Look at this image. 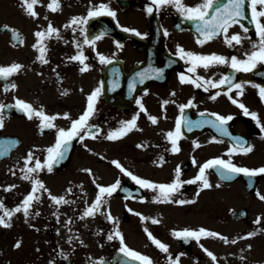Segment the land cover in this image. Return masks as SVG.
Segmentation results:
<instances>
[{"label":"flooded vegetation","instance_id":"obj_1","mask_svg":"<svg viewBox=\"0 0 264 264\" xmlns=\"http://www.w3.org/2000/svg\"><path fill=\"white\" fill-rule=\"evenodd\" d=\"M50 2L37 0L34 10L38 16L32 17L26 13L23 0H0V66L22 65L7 80L0 79V104L14 105L19 98L38 110L43 106L48 115L60 114L53 121L57 128L42 129L37 116L29 118L16 107L3 111L0 137L7 140L8 146L9 140L15 139L18 146L0 163V169L16 160L11 170L21 177L17 205L31 190V182L24 180L20 171L24 157L31 150L43 161L47 148L55 144L57 129L71 127V120L83 113L88 94L97 87L102 90L90 123L98 125L102 131L95 139L90 136L83 140L74 138L65 159L54 165L51 173L46 170L39 173V179L53 195H65L71 187L72 192L65 198L74 203L57 205L45 193L41 202H33L27 219L22 211L16 213L13 232L9 233L7 229L1 232L4 243L0 246L1 250L3 248L0 264H121L128 258L119 251L122 246L119 239L107 238L117 228L124 243L150 257L153 264H171L169 257L174 260L177 256L179 264H264V199L260 198L264 196V174L250 177L239 173L232 179L222 180L214 169H208L206 175L212 187L202 188L199 181L184 183L175 199L192 202L180 205L154 200L156 192L140 188L112 163L119 161L134 174L158 183L176 179L177 166L181 170L179 178L190 181L199 174L201 165L216 157L231 159L242 167L264 166V100L253 86H264V64H258L247 73L235 72L229 65L207 68L199 65L196 72L190 74L187 69L191 64L175 55L181 46L199 54L243 58L245 52L252 50L253 42L259 39L247 5L248 18L242 19L241 23L249 31L245 34L239 24L232 25L229 36L239 33L246 38L241 45L230 47L225 43L223 33L198 44L195 21L186 19L172 6L162 7L159 12L154 9L149 14L146 8L150 0H58L60 8L55 12L47 7ZM101 2L108 4L116 15L89 18L87 25H82L90 37L101 31L105 34L94 47L84 46L90 68L81 71L82 65L68 58L77 54L73 38L82 40V37L63 26L74 16H86L90 7ZM200 2L202 0H183L187 5ZM49 22L61 30L63 38L53 37L44 42L48 63L42 64L36 59L38 49L32 45L37 39L34 33L45 29ZM125 29H136L141 35ZM13 30L20 34L22 42L14 36ZM164 30L168 32L167 36ZM97 53L114 57L112 63L101 64ZM155 68H163V74L158 77L152 71ZM142 71H148L150 78L142 84L137 80L135 89H130L129 83ZM180 72L211 80L234 73L236 82L251 81L244 85L243 95L237 96V90L233 89L231 96L243 103L249 112H256L260 123L257 124L251 115H245L238 104L232 103L227 85L209 87L205 91L191 83H181ZM114 80L118 82L117 87L113 86ZM12 84L16 87L5 91V85ZM217 92L220 94L216 95ZM213 96L215 99L211 98ZM193 98V105L184 109L187 117L203 120L214 119L211 113L232 115L233 119L227 124L229 132L243 138L246 141L244 147L251 145V150L245 153L237 149L229 153L228 149L234 146L232 137L222 135L206 124L191 132L182 127L183 135L178 141L180 151H170L171 143L166 139V133L175 128L181 115L179 105ZM137 99L141 100L146 112L137 105ZM164 100L169 103L163 104ZM64 113H69L71 119L65 118ZM137 113L136 129L115 141L105 138L109 130L120 126V121L131 119ZM149 115L156 116L157 123L153 124ZM32 164L34 161L30 166ZM15 167L17 169H13ZM84 169H90L91 173ZM9 173L3 175V180ZM117 179L121 182L120 187L105 197L102 212L81 219L83 210L98 194L96 185L108 186ZM124 189L130 190L132 195ZM141 197L145 199L141 200ZM108 211L116 218L115 223L106 218ZM136 213L149 219L144 220ZM153 219L159 223H154ZM186 227H204L218 232L227 237V242L220 237L203 236L197 241L173 235V230ZM145 229L169 246L167 253L152 242ZM249 232L253 235L247 236ZM7 234L11 237L9 243L6 242ZM201 245L213 252L217 260L212 261Z\"/></svg>","mask_w":264,"mask_h":264},{"label":"snow or ice","instance_id":"obj_2","mask_svg":"<svg viewBox=\"0 0 264 264\" xmlns=\"http://www.w3.org/2000/svg\"><path fill=\"white\" fill-rule=\"evenodd\" d=\"M36 3L37 0H23L26 13L32 17L38 16V13L34 10V5ZM246 5L251 11V21L255 26V34L259 39L258 41L253 42L252 50L250 52H245L243 54V58L237 55L226 57L217 53L199 54L193 51L185 50L181 46H178V51L175 53V55L191 64V67L187 69L188 73L190 74L195 73L196 68L199 65H203L205 68L211 65H229L231 69L235 70V72L247 73L256 69L258 64H264V0H202V2L195 5H187L183 3V0H150L146 11L151 14L154 9L156 12H159L162 7L172 6L186 19L195 21L196 32L198 33V44H203L223 33V39L225 43L230 47H236L237 45L242 44V40L246 38V36L242 37L239 33H233L231 36H229L228 30L232 25L239 24L243 29V32L245 34L248 33L249 29L241 23L242 19L248 18L246 15ZM47 7L51 11L55 12L60 8V3L58 0H51ZM105 14L112 17H115L116 15L115 11L111 9L108 4L101 2L98 6L90 7L86 16H74L63 26L65 29H70L73 33L78 32L79 36L82 37V40H77L75 37L73 38V43L76 44L77 54L68 58L71 61H78L82 65L80 69L81 71H85L90 68V65L86 63L88 57L84 54V46L87 45L94 47L95 42L105 34L103 31H101L99 34L90 37L88 35L87 28L82 27V25H87L89 18L100 17ZM125 30L134 32L136 35H141V33H139L136 29ZM13 34L17 39H21L20 34L15 32V30H13ZM34 35L37 39L32 47L38 49L39 52V55L36 57V59L40 63L46 64L48 63V60L46 59L47 48L44 42L53 37L56 39H62L63 37L61 36V30L49 22L45 29L36 31ZM164 35H168L167 30H164ZM64 43H68V41L64 40ZM117 46L121 47L119 42H117ZM97 56L101 64H111L114 58L100 53H97ZM21 68L22 65L19 63H12L10 66H0V79L7 80ZM152 71L159 77L163 74L164 69L155 68ZM178 75L181 83H191L197 88H203L205 91H207L209 87L219 88L220 86L227 85V93L229 94V99L232 101V103L238 104L239 107L244 110L245 115H251L254 119H256L257 124L260 123L256 112H249L243 103L239 102L237 99H233L231 96L233 89L237 90V96L243 95L244 85L251 83V81L236 82L234 73L222 75L219 80L205 79L201 76L193 78L192 75H186L184 72H180ZM149 78L150 73L148 71L138 72L136 73V77H134L129 83V88L135 89L137 80H139V83L142 84L146 79ZM113 86L117 87L118 82L114 80ZM253 86L259 90V96L262 100H264V86L259 84H254ZM9 87L15 88L16 86L15 84L5 85V91H7ZM101 90V87H97L88 94L86 109L78 118L71 120V127L67 129L60 127L57 129V139L55 144L47 148V155L43 161L40 158L35 157L31 150L24 157L25 162L20 171L22 173V178L31 182V190L24 196L20 204L10 209L5 207L3 200L0 199V209L3 210V214L0 215V226L10 227V222L13 215L21 211L27 219L30 215V209L33 207V202H41L42 196L45 193L49 199L57 205L74 203V201L65 198L67 193L72 192L71 187L66 190L65 195H53L51 191L45 186L44 182L39 179V173L44 170L51 173L53 171V166L59 164L65 159L66 153L70 149L71 142L74 138L79 137L80 140H83L85 136H90L93 139L97 138V134L100 133L102 129L98 125L91 124L90 119L96 113L95 105L98 101ZM219 94V92L216 93V95ZM172 95H175V93L173 92ZM211 98L215 99V96ZM174 102L175 101H173V103ZM193 102L194 98L190 99L186 104L179 105L181 115L176 120L175 128L174 130H170L166 133V139L171 143L170 151L174 153L180 151V148L178 147V141L183 135L182 127H186L187 131L191 132L194 128H201L206 124L211 125L216 130V132L232 137L234 146L228 149L229 153H232L237 149H242L245 153L251 150V145L246 148L244 147L246 141H244L243 138L232 136V134L229 132L227 124L228 121L233 119L232 115L211 113V116L214 117V119L203 120H192L187 117L184 114V109L192 106ZM136 103L142 110L145 112L147 111L144 109L140 99H137ZM168 103V100L163 101V104L165 105ZM12 107H16L19 111L26 113L29 118H32L33 116L39 117L40 126L42 129L57 128L53 121H55L57 117L60 116L59 113L48 115L43 110V106H41L38 110L34 108L31 103L19 98L16 99L14 105L0 104V127H3L4 109ZM138 115L139 114L137 113L136 115H133L131 119L120 121V126L109 130L105 138L115 141L119 138H122L133 129H136ZM201 115H203V113ZM63 116L65 118L71 119L69 113H64ZM148 119L153 124H155L157 123L158 118L156 116L149 115ZM262 128H264V126H262ZM215 139L216 138L213 137V140ZM13 143H18V141L9 142V146ZM145 146L146 145H138V147ZM198 146L199 145H197V147ZM7 151V147L0 146V156L5 155ZM33 161L34 164L30 166L31 162ZM160 161H163V156L160 157ZM112 163L116 165V167L119 168L121 172L130 177L136 185H139L140 188L149 189L156 192L157 195L153 197L154 200L158 202H172L180 205L192 202L185 199H175V195L180 193V189L184 183H195L199 181L201 182L202 188L212 187L206 175V170L208 169H214L222 180L232 179L236 174L239 173H243L250 177L256 176L257 174H264V166L259 168L242 167L233 163L231 159L225 160L223 158L216 157L207 160L203 165H201L199 168V174L190 181L186 182L179 178L181 170L179 166H177L175 169L176 179L169 183H158L134 174L132 171L124 168L123 165L119 163V161L113 160ZM193 163H196L194 158ZM84 171L89 174L91 173L90 169H84ZM12 174L15 175V172ZM93 183H95L94 178ZM120 183V180L117 179L115 183L108 186L97 184L96 186L98 188V194L95 196L94 201L83 210L80 218L83 219L86 217H93L97 213H101L103 206L106 203L105 197L111 196L112 193H114L117 188L120 187ZM15 187L16 185H8L4 188V191H10ZM124 190L128 192L129 195H132L130 190ZM137 191H139V189H137ZM260 198L264 199V196H261ZM143 199L145 198L141 197V200ZM129 211H132V209H129ZM136 214L141 215V218L144 220L149 219L148 217H143L140 213ZM106 218L109 221H113L114 223L116 221V218L111 215L110 211L107 212ZM70 222L71 218H69V223ZM153 222L159 223V221L155 219H153ZM145 231L156 246H158L162 251L166 253L168 252L169 246L166 243L153 236V234L147 229H145ZM173 235L177 238H184L185 240L189 238H195L197 241H199L203 236L220 237L221 239L225 240V242H227V237H223L220 233L206 229L204 227H200L199 229H191L186 227L180 230H173ZM251 235H253V233H247V236ZM107 238L109 240L114 238L119 239L122 245L119 251L124 253L125 257L128 258L127 261H121V264H131V262H137V264H153L150 257L133 250L124 243V237L118 228L114 233H109ZM232 242L235 243L234 240ZM16 246H19V241L17 242ZM201 247L203 248V245H201ZM249 247L251 246L249 245ZM203 250L212 259V261L217 260V257L213 252L207 248H203ZM61 255H63V253H61ZM169 259L171 264H179V256H177L174 260L171 257H169Z\"/></svg>","mask_w":264,"mask_h":264},{"label":"rangeland","instance_id":"obj_3","mask_svg":"<svg viewBox=\"0 0 264 264\" xmlns=\"http://www.w3.org/2000/svg\"><path fill=\"white\" fill-rule=\"evenodd\" d=\"M16 160L13 159L11 160L9 163H6L3 165V167L0 169V199L3 200V203L5 205V207L7 208H13L14 205H17V200H18V193H19V185H20V180L21 177L18 174L13 175L12 173L15 171H12V167L14 165H16ZM13 169H17V167L13 168ZM10 172L5 179L3 180V175L7 174V172ZM8 185H16L15 188L11 189L10 191H4V188ZM9 192V195L6 193ZM3 214V210L0 209V215ZM16 213L13 215V217L11 218V226L10 227H5V226H0V246H3V235H1V232L4 231V229H7V231H9V233L13 232V223L16 221ZM8 233V234H9ZM6 234V233H5ZM8 234L6 235V242L9 243L11 237L8 236ZM7 245V244H6ZM11 246V245H10ZM11 248H13V245L11 246ZM3 250V248H2ZM0 248V252L2 251Z\"/></svg>","mask_w":264,"mask_h":264},{"label":"water","instance_id":"obj_4","mask_svg":"<svg viewBox=\"0 0 264 264\" xmlns=\"http://www.w3.org/2000/svg\"><path fill=\"white\" fill-rule=\"evenodd\" d=\"M0 143H1V140H0ZM11 151H12V149H10V150L8 151V153H6L5 155L1 156V157H0V161L3 160V159H5L6 157H8V155H9V153H10Z\"/></svg>","mask_w":264,"mask_h":264}]
</instances>
